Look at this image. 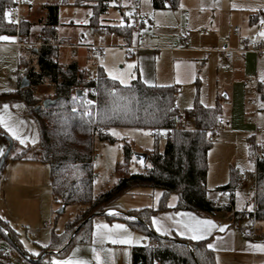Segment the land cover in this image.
<instances>
[{"label":"rangeland","instance_id":"1","mask_svg":"<svg viewBox=\"0 0 264 264\" xmlns=\"http://www.w3.org/2000/svg\"><path fill=\"white\" fill-rule=\"evenodd\" d=\"M52 1L55 0H34L33 13L37 15L45 2ZM66 1L60 5L58 37L64 39L60 44L65 45V40L72 42L73 45L66 49L70 50L69 58H77L82 67L100 66L107 75L109 71L123 73L127 85L138 78L148 81V84H165L173 80L175 71L176 74L178 71L184 74L188 71L181 76L178 100L180 113L184 117L186 110L193 107L196 101L212 107L217 105L218 97L221 96L223 117L228 121V126H220L215 140L211 142L208 153V198L215 202H229L231 194L218 188L231 181L233 170L241 175V181L232 197L234 208L227 217L219 211L207 214L174 208L158 210L164 191L147 186L135 187L123 193L112 206L117 212L155 209L150 223L157 234L169 237L179 235L191 239L192 233L184 227L192 223L191 217L211 220L216 227L204 239L208 238V244L212 245L216 264H264V251L255 247L264 245V220L250 216L255 204L256 155L264 149V99L260 90H252L257 86L250 80L256 78L264 82L261 78L264 76V55H258L252 50L244 54L242 51V37L249 36L253 41L264 37L256 25L250 28L247 24L249 15L262 8V0H180L178 8L162 9L154 8L152 0H139L140 9L150 14L153 24L149 28L147 22L148 25L142 31L148 35L146 46L144 44L143 48L133 52L125 47V37L130 40L125 34H122L123 37L113 30L96 34L95 25L86 20L87 15H92L91 7L75 5L76 0ZM135 1L113 0L100 21L124 25V13L128 15L135 10ZM57 2L61 3V0ZM28 8L22 6L23 17ZM236 27L242 37L236 35ZM39 29V24L33 25V39L38 38ZM8 37L12 39L0 41V90L19 88L25 74L19 65L20 55L32 58L29 46L16 44V36ZM31 37L30 34L26 36V41L32 40ZM185 37L191 41L190 52L183 49L182 41ZM137 42L136 31L133 33L132 44ZM83 44L98 45L101 51L92 53L88 59L87 47ZM225 44H228L231 62L223 56L221 49ZM55 45L58 49L56 59L65 65L61 60L62 47L58 43ZM238 58L242 59L243 65H235ZM180 60L189 61L182 70H179ZM33 63L36 64V59ZM191 69L195 74L194 79H191ZM51 94L52 85L49 82L35 89V95L41 102ZM22 107V103L8 105L7 110L4 106L0 107V115H3L13 131H9L3 124L0 127L17 143L0 173V215L16 229L22 245V250H19L9 239L0 235V242L3 241L8 247L10 264H32L33 260L38 259L42 248L50 245L52 232L62 233L69 219L80 208L79 205H69L61 212L52 194L51 169L48 164L38 163L35 168L25 169L24 165L32 162L12 159L20 146H34L39 141L36 125L30 117L22 114ZM182 126L193 128L195 120L186 117ZM109 133L115 137V142L103 141L98 137L93 140V168L96 173L93 193L96 196L118 182L119 165L125 161V145H129L134 153L127 164V171L142 172L145 165L137 161L135 153H148L155 149L163 151L168 137L166 130H160L158 136L150 128L138 127H111ZM17 136L24 140L23 144ZM250 138H254L256 144L253 150ZM7 147L5 138L0 135V151L3 154ZM146 166H149V162H146ZM177 201L176 193L168 196L169 206L174 207ZM97 225L108 227L98 228ZM116 225L124 227L117 229ZM221 228L224 230L221 231ZM6 233L9 235V232ZM114 239L130 240L131 243H113ZM148 241L144 232L131 228L125 221L109 220L105 215H96L93 218L92 240L87 243L74 241L67 252L52 254L51 261L56 264H65L67 261L72 264H132L131 246ZM46 253L41 254V257ZM97 255L99 260L96 259Z\"/></svg>","mask_w":264,"mask_h":264},{"label":"trees","instance_id":"2","mask_svg":"<svg viewBox=\"0 0 264 264\" xmlns=\"http://www.w3.org/2000/svg\"><path fill=\"white\" fill-rule=\"evenodd\" d=\"M112 1L76 0L74 4L91 7L89 21L95 27L106 28L108 33L113 30L132 39L133 29L128 22L112 25L100 21ZM66 2L61 0V3L45 4L46 17L40 35L43 45L29 48L32 58L20 55L19 65L30 85L0 90V107L22 103L25 115L34 121L39 133L36 145L20 146L12 159L32 158L48 164L51 169L52 194L61 212L69 205L80 206L62 233L52 232L50 245L42 248L38 259L33 260L32 264H56L51 261L52 254L67 252L74 241L90 242L95 213L105 212L120 195L135 187L162 189L164 193L158 210L174 208L207 214L219 211L225 216L233 209L232 197L241 181L239 172L233 170L231 181L218 188L231 194L229 202L220 201L222 204L218 205L217 201L207 196L208 153L212 142L209 140V130L220 126V118L223 116L222 98L212 107L196 101L193 107L186 110V117L193 118L195 126L186 128L175 121L181 114L177 105L180 91L178 85H150L138 78L125 86L111 79L102 68L99 76L93 78L76 61L62 65L56 59L58 49L55 44L64 39L58 37L56 27L59 24L60 5ZM14 3L15 0H0V36L16 35V29L7 15V10ZM152 4L156 9L177 8L180 0H152ZM30 27L31 24L23 20L20 34L29 36ZM35 59L36 64L33 63ZM46 82L52 85L49 98L56 100L47 107L35 95V89ZM79 90L82 91L81 95H78ZM86 97L94 101L90 115L84 112ZM111 127L150 128L153 132L155 129L166 130L168 137L163 151L155 149L148 152L149 166L145 164L142 172L127 171V164L134 153L129 145H125V161L119 165L118 182L96 196L93 193L96 177L93 168V140L98 137L103 141L115 142V137L109 133ZM0 135L9 144L7 134L1 127ZM12 140L10 154L17 147L16 141ZM250 143L253 150L256 146L254 138H250ZM255 163L254 199L257 208L255 214L251 213L250 216L264 220V149L256 155ZM171 193L178 196L174 207L167 203ZM154 212L155 209H140L103 214L109 220L125 221L149 238L147 243L132 246V264H216L215 252L209 247L208 238L193 240L179 235L169 237L157 234L150 223ZM85 219L88 221L75 232ZM0 235L9 239L15 248L22 250L17 231L3 219H0ZM44 252L47 253L41 257ZM0 264H10L8 247L4 242H0Z\"/></svg>","mask_w":264,"mask_h":264},{"label":"built area","instance_id":"3","mask_svg":"<svg viewBox=\"0 0 264 264\" xmlns=\"http://www.w3.org/2000/svg\"><path fill=\"white\" fill-rule=\"evenodd\" d=\"M33 2H34V0H15V3L7 10V15H8L9 21L11 22V24L16 29L15 43L18 45H26L29 47H38V46L43 45L40 37L37 39V41L31 42V41H26V36L20 34L21 23L23 21V16H22V11H21L22 6L23 5H26V6L31 5ZM140 6H141L140 1L136 0L135 1V10H133V12H132L133 18H132L130 25L133 29V32L137 31L138 42L136 44H132V43L125 44V47L129 50V52H133L134 50L143 48L144 47L143 42H145V40L147 39V34L145 32H142V31L145 29L147 22L150 20V14H148L147 12H142V10L140 9ZM259 16L260 17L257 20V27H258L259 31L262 33V32H264V23H261V21H264V0H262V8L260 10ZM86 20H89V16L86 17ZM95 32L98 35H101L102 33H105V32L108 33L105 28L99 27V26L95 27ZM235 33L240 34V31L237 27L235 28ZM220 40H222V39H220ZM190 44H191L190 39H187L185 37L182 41V46L183 47H189ZM242 44H243L242 51L247 52L249 50H252L253 52H255L258 55H264V37L259 41H253L248 36V37H245L243 39ZM89 47L92 49L93 54L100 53V51H101V47L98 45L91 44V45H89ZM221 50H222V53L225 56V58H227V59L232 58L230 52L227 50V47H224ZM100 68H101L100 66H96L94 68H85L84 71L87 72L89 77L97 78L99 76V73H100ZM256 83L259 86L264 84V82H260L258 80H256ZM111 91H113V90H111ZM93 105H94L93 100L87 99L85 101V107H84L85 114L90 115L92 113ZM175 121L178 125L182 126V124L185 122V117L180 114L176 117ZM220 126H222L223 128L228 126V121L223 116L220 118ZM220 126L216 127V128H212L209 130V140L210 141L215 140L216 133L218 132ZM154 132L159 134L160 129H155ZM217 204L220 205L222 203L220 201H217ZM256 208H257V204L255 201L253 214H255ZM228 214H230V213L229 212L226 213L225 217L230 216ZM219 224H220V222H219ZM1 242H3V241H1Z\"/></svg>","mask_w":264,"mask_h":264},{"label":"crops","instance_id":"4","mask_svg":"<svg viewBox=\"0 0 264 264\" xmlns=\"http://www.w3.org/2000/svg\"><path fill=\"white\" fill-rule=\"evenodd\" d=\"M34 3V2H33ZM33 3L31 4V5H28V9H27V12H26V14H25V16L23 17V20L24 21H27V22H29L30 24H31V27H30V37H31V31H32V27H33V25L34 24H39L40 25V31H39V35H38V38L40 37V35H41V31H42V28H43V21L45 20V17H46V10L44 9V7H45V4H47V3H58L57 2V0H55V1H52V2H45L40 8H39V12L40 13H38L37 15L36 14H34L33 12H34V7H33ZM179 7V6H178ZM177 7V8H178ZM260 10L261 9H259L257 12H255V13H252V14H250L249 15V17H248V21H247V24H248V26L251 28V27H253L254 25H256L257 26V20H258V18L260 17L259 16V13H260ZM59 14H60V11H59ZM131 11L128 13V15L126 14V13H124V20H125V23L126 22H128L129 23V25L131 24V21H132V16H131ZM130 15V16H129ZM87 16H89V15H87ZM102 23H104V24H112V25H115L114 23H108V22H105V21H103ZM125 23H123V24H125ZM148 24H149V28H150V26H151V24H153V21H152V18H151V16H150V20L148 21ZM148 24H146V26L148 25ZM59 25V24H58ZM57 25V26H58ZM131 26V25H130ZM145 26V27H146ZM56 29H57V27H56ZM134 33V32H133ZM119 35H121V36H123L122 34H119ZM237 35V34H236ZM239 36L241 35V34H238ZM123 37H125V36H123ZM240 37H242V36H240ZM239 37V38H240ZM248 37V36H247ZM37 38V39H38ZM132 38H133V36H132ZM31 39L32 40H30L31 42H35V41H37V39H33L32 37H31ZM243 39H244V37H242V41H243ZM125 40H126V42H125V44H127V43H132V39H130V40H128L126 37H125ZM148 40V35H147V39L145 40V46H146V41ZM69 41V40H68ZM68 41H66L65 40V45H63V43L62 44H60V43H58L59 44V46L60 47H62L61 49H60V53H61V60L65 63V64H68L69 62H71V61H76L77 63H78V65H79V67L81 68V69H85V68H89V67H82L81 65H80V62H79V60L77 59V58H69V53H70V50H66V49H68V47L70 46V45H73L72 44V42H68ZM84 46L86 45V47H87V52H86V54H87V56H86V58H90L91 56H92V49L89 47V45H91V44H83ZM26 46V45H25ZM27 47V46H26ZM64 47V48H63ZM224 47H228V44H225L224 45ZM183 49H186L185 51H192V50H190V49H192L190 46L189 47H185V48H183ZM244 53H246V52H243V54ZM65 55H66V58H65ZM67 55H68V58H67ZM224 56V55H223ZM225 57V56H224ZM227 61H229V62H231L232 61V58L231 59H227V58H225ZM188 60H180L178 63H179V70H182V69H184L185 68V66H187L186 64H188ZM238 62V63H237ZM245 64H246V62H245ZM235 65H243V61H242V59L241 58H238V59H236V61H235ZM189 72H192V77L193 78H191V79H194V73H193V71H192V69H191V71H189ZM186 73H188V71L187 72H185V74ZM184 74V72H179L178 71V74H176V71H175V73H174V77H173V80L172 81H170V82H165V84H156V85H178L179 86V88H180V83H182V78H181V76L182 75H185ZM197 80H198V78H197ZM256 80H258V79H253V80H250L251 81V83H254L257 87L256 88H253L252 90H254V91H257V90H260V92L262 93V97H263V99H264V91H263V88H264V84L263 85H257V83H256ZM258 81H260V80H258ZM261 82V81H260ZM148 84V83H147ZM150 85H153V84H150ZM180 91H181V89H180ZM180 91H179V94H178V99H177V105H178V100H179V95H180ZM221 96H219L218 98H220ZM22 109H21V112H22V114H24V116H26L25 115V107H24V105L22 104ZM28 117V116H27ZM185 118H186V116H185ZM20 149V148H19ZM17 161H22V162H32V163H29L28 165H24V167H25V169L26 168H35V166H36V164H38V163H42V162H39V161H37V160H35V159H32V158H28V159H22V160H17ZM255 186V185H254ZM233 208H234V205H233ZM114 212H117V209L116 208H114L113 206L111 207V208H109L108 210H106L105 211V213H114ZM0 217L3 219V220H5L7 223H8V225H10V223L7 221V219L6 218H4V217H2L1 215H0ZM11 226V225H10ZM12 227V226H11ZM13 228V227H12ZM13 229H15V228H13ZM16 230V229H15ZM18 233V232H17ZM132 246H134V245H132ZM132 246H131V249H132Z\"/></svg>","mask_w":264,"mask_h":264},{"label":"snow or ice","instance_id":"5","mask_svg":"<svg viewBox=\"0 0 264 264\" xmlns=\"http://www.w3.org/2000/svg\"><path fill=\"white\" fill-rule=\"evenodd\" d=\"M183 5H181L182 7ZM261 23H264V21H261ZM261 36H264V32L260 33ZM12 39L11 37L8 36H0V40H10ZM103 63V62H101ZM129 67H133L132 65H129ZM108 75L111 77V79L113 80H118L120 82V84H124L125 86H127V81L124 79V74L123 73H119L116 74L112 71L108 72ZM262 80H264V76L261 77ZM145 83H148V81H145ZM75 99V98H74ZM8 105H4V109L7 110ZM0 124H3L6 128L9 129V131H13L8 124L5 122L3 115H0ZM13 134L15 135V133L13 132ZM115 134V133H113ZM17 139H20L19 136L16 137ZM20 142L23 144L24 140L20 139ZM0 155H3V152L0 151ZM2 219V218H0ZM192 223H188L185 224L184 227L192 233L191 235V239L194 240H200V239H204L205 235L208 234L212 228H215L216 225L214 224L213 221L211 220H199L195 217H191ZM155 223V221H154ZM98 228L103 227V228H107V225H97ZM124 226L123 225H116L115 228L117 229H122ZM159 230V229H158ZM221 231H223L224 229L221 228ZM113 243H131L130 240H112ZM209 247L211 248L212 245H209ZM257 248H259L261 251H264V245H257L255 246ZM97 260L100 259V257L97 255L96 257ZM65 264H72L71 261H67L65 262Z\"/></svg>","mask_w":264,"mask_h":264},{"label":"water","instance_id":"6","mask_svg":"<svg viewBox=\"0 0 264 264\" xmlns=\"http://www.w3.org/2000/svg\"><path fill=\"white\" fill-rule=\"evenodd\" d=\"M29 85H30L29 80L26 77H24L22 79V82H21L20 86L21 87H28ZM81 94H82V91L79 90L78 91V95H81ZM55 102H56V100H54V99L46 98L43 101V105L45 107H47L49 104H53ZM7 138L9 140V144H8V147H7L6 151H5V153L0 158V171L2 170V168H3L4 164H5V161H6L7 157L9 156L10 151L12 150V147H13V140H12L11 136L7 135ZM135 158L142 165H145L146 162H147V159H148V153H146V152H137V153H135ZM61 211H62V209H61ZM103 214H105V212H97V213H95V215H103ZM87 221H88V219H85L84 221H82L80 223V225L76 228V231L75 232H77L81 228V226H83Z\"/></svg>","mask_w":264,"mask_h":264}]
</instances>
